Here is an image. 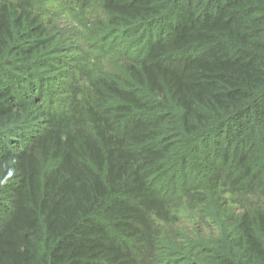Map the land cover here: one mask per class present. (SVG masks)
I'll return each instance as SVG.
<instances>
[{
    "label": "trees",
    "instance_id": "1",
    "mask_svg": "<svg viewBox=\"0 0 264 264\" xmlns=\"http://www.w3.org/2000/svg\"><path fill=\"white\" fill-rule=\"evenodd\" d=\"M40 1L0 4V264H264V0H76L123 50L74 122Z\"/></svg>",
    "mask_w": 264,
    "mask_h": 264
},
{
    "label": "rangeland",
    "instance_id": "2",
    "mask_svg": "<svg viewBox=\"0 0 264 264\" xmlns=\"http://www.w3.org/2000/svg\"><path fill=\"white\" fill-rule=\"evenodd\" d=\"M16 0H0L3 3H15ZM98 7L95 2L81 5L76 0H41L33 6V15L43 27L72 40L81 46L80 60L74 66L71 79V92L64 97V117L74 122L84 118V110L92 97V85L96 79L103 78L112 72L116 62L121 61L123 50L120 46L111 48L108 42L94 39L89 32L88 23L96 17ZM81 122V121H80ZM225 208L231 214L238 213L234 197L226 194L222 197ZM181 226L191 232L194 227L210 230L197 208L181 207L174 210Z\"/></svg>",
    "mask_w": 264,
    "mask_h": 264
}]
</instances>
